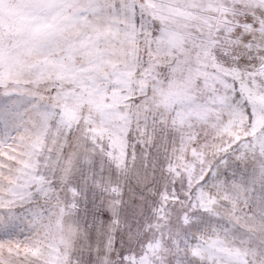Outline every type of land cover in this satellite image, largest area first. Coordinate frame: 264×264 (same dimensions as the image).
<instances>
[{
  "label": "snow or ice",
  "instance_id": "obj_1",
  "mask_svg": "<svg viewBox=\"0 0 264 264\" xmlns=\"http://www.w3.org/2000/svg\"><path fill=\"white\" fill-rule=\"evenodd\" d=\"M0 264H264V0H0Z\"/></svg>",
  "mask_w": 264,
  "mask_h": 264
}]
</instances>
